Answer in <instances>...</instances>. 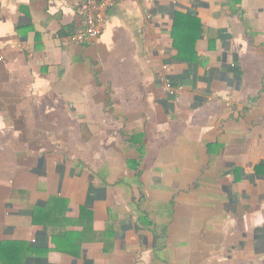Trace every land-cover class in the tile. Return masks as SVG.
<instances>
[{
	"label": "crops",
	"instance_id": "obj_1",
	"mask_svg": "<svg viewBox=\"0 0 264 264\" xmlns=\"http://www.w3.org/2000/svg\"><path fill=\"white\" fill-rule=\"evenodd\" d=\"M83 1L0 0V264H264V0Z\"/></svg>",
	"mask_w": 264,
	"mask_h": 264
},
{
	"label": "built area",
	"instance_id": "obj_2",
	"mask_svg": "<svg viewBox=\"0 0 264 264\" xmlns=\"http://www.w3.org/2000/svg\"><path fill=\"white\" fill-rule=\"evenodd\" d=\"M129 0H84L79 10L83 18L84 26L80 27L72 35V39L79 44L88 43L99 38L106 30L108 24V12L118 3ZM164 92L175 97L183 90L182 86L175 85L166 76L160 78Z\"/></svg>",
	"mask_w": 264,
	"mask_h": 264
},
{
	"label": "trees",
	"instance_id": "obj_3",
	"mask_svg": "<svg viewBox=\"0 0 264 264\" xmlns=\"http://www.w3.org/2000/svg\"><path fill=\"white\" fill-rule=\"evenodd\" d=\"M200 29L201 26L196 18L182 13L176 14L172 35L175 48L178 51L177 60L179 62L188 64L197 63L196 42L200 37ZM257 236L261 238L262 231H258Z\"/></svg>",
	"mask_w": 264,
	"mask_h": 264
}]
</instances>
